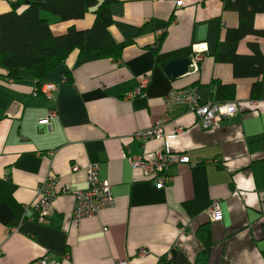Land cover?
Returning <instances> with one entry per match:
<instances>
[{
  "label": "crops",
  "instance_id": "0c3cea01",
  "mask_svg": "<svg viewBox=\"0 0 264 264\" xmlns=\"http://www.w3.org/2000/svg\"><path fill=\"white\" fill-rule=\"evenodd\" d=\"M15 1L0 0V13ZM232 1L113 2L110 34L127 42L121 57L72 51L43 79L57 85L51 97L36 95L34 71L20 69L12 79L0 68V264L41 258L48 264H116L141 248L147 253L135 264H264V81L252 96L256 79L234 78L231 65L215 59L227 50L226 28L238 24L237 12L228 7ZM40 15L54 35L94 21L91 12L67 21L47 10ZM154 20L166 26L140 31ZM254 25L264 27V14H256ZM249 40L264 52V39L248 37L238 44L239 53L249 52ZM197 46V71L168 77L161 65L192 56ZM146 74L147 84L129 97ZM217 83L234 84L227 101L237 105L218 128L200 127L184 105L167 110L164 97L172 88L196 86L202 101H216ZM50 109L56 117L47 127L39 119ZM165 113V131L181 132L169 142L171 180L157 185L124 154L145 156L163 148L161 138L132 135ZM91 163L109 181L115 202L75 221L73 193L87 187ZM52 172L59 177L54 213L41 222L31 204L37 185ZM63 186L70 193L63 194ZM213 200L219 202L217 220L207 214Z\"/></svg>",
  "mask_w": 264,
  "mask_h": 264
},
{
  "label": "trees",
  "instance_id": "16d2710c",
  "mask_svg": "<svg viewBox=\"0 0 264 264\" xmlns=\"http://www.w3.org/2000/svg\"><path fill=\"white\" fill-rule=\"evenodd\" d=\"M16 0L11 10L0 13V68L12 79L17 78L20 69L35 72L40 85L46 73L62 63L74 50L80 54L95 53L100 58L117 60L127 42H116L110 34L112 23L110 4L120 0ZM27 7L18 12L22 3ZM228 7L237 12L238 24L224 32L227 50L217 53L215 59L227 62L232 67L234 78H255L251 94H259L264 81V52L255 40L247 41L248 53H239L238 44L248 37L264 39V27L254 25L256 14H264V0H233ZM47 10L59 20L81 19L87 12L94 15L89 28L67 30L54 35L50 21L40 15ZM165 22L154 20L144 24L140 31L164 28ZM163 37L161 34L158 41ZM233 83H217L215 98L218 102L234 96Z\"/></svg>",
  "mask_w": 264,
  "mask_h": 264
},
{
  "label": "built area",
  "instance_id": "2783aa9c",
  "mask_svg": "<svg viewBox=\"0 0 264 264\" xmlns=\"http://www.w3.org/2000/svg\"><path fill=\"white\" fill-rule=\"evenodd\" d=\"M192 59V71L198 69L197 63L201 60L200 48L197 46L194 49ZM64 81V79H62ZM149 81V74L144 75L139 82L138 87L128 96L132 97L139 94L141 88ZM57 85L50 82H42L36 89V95L41 94L44 97H51L56 90ZM164 103L167 110L174 106L184 105L188 111L193 113L197 118V123L202 128L216 129L220 123L230 116H233L237 111L235 101H202L196 86L172 88L164 97ZM56 117L54 109L48 110L46 115L39 119V123L45 124L47 127L51 125V119ZM168 122L167 114H163L153 125L145 129H141L133 133L132 137L141 141L148 139L163 140L164 146L161 149L154 150L145 156H131L124 154L127 162L132 168L140 169L142 174L151 179L157 185H164L171 180L168 174V165L171 161V150L169 142L175 138L181 128L176 130L165 131V124ZM180 161L188 163L187 156H180ZM58 176L55 173H49L36 187V198L31 204L32 208L38 213V220L41 222H49L50 217L54 213L55 186L58 182ZM85 178L87 187L82 190L74 191L75 202L72 208V218L78 221L83 218L95 216L99 211L110 208L114 205V195L111 190V185L107 179L100 176L99 166L97 163H91L85 168ZM63 194L70 193L67 186L61 189ZM26 206L25 208H27ZM219 202L213 200L207 208V214L211 220L218 219ZM106 228H104L105 230ZM147 250L141 248L135 255L130 258L121 259L116 264H135L138 257H143ZM30 264H48L45 258H41L31 262Z\"/></svg>",
  "mask_w": 264,
  "mask_h": 264
},
{
  "label": "water",
  "instance_id": "95a60500",
  "mask_svg": "<svg viewBox=\"0 0 264 264\" xmlns=\"http://www.w3.org/2000/svg\"><path fill=\"white\" fill-rule=\"evenodd\" d=\"M191 64H192L191 56L185 55L176 59L166 61L161 65V67L164 70V72L168 75V77L174 79L183 74L192 72Z\"/></svg>",
  "mask_w": 264,
  "mask_h": 264
}]
</instances>
